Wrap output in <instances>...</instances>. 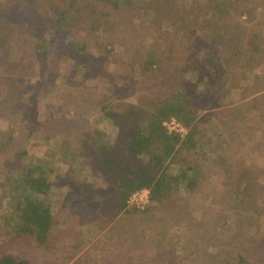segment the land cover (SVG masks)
<instances>
[{
  "label": "rangeland",
  "instance_id": "374dc122",
  "mask_svg": "<svg viewBox=\"0 0 264 264\" xmlns=\"http://www.w3.org/2000/svg\"><path fill=\"white\" fill-rule=\"evenodd\" d=\"M226 1H233L229 6L231 14L218 18L207 9L210 0H130L129 4L120 3L117 7L99 0H74L69 6L66 5L71 0H26L16 9L6 8V0H0V9L6 8L0 13V21L7 24L6 30L0 29L3 35L0 40V254L29 259L31 264H66L68 257L79 252L69 244L57 243L56 228L45 245L38 244L34 236L23 231L27 206L22 189L25 186L27 194L49 208L57 221L63 213L59 207L66 206L64 201L73 195L72 190L83 192L85 184L93 190L95 186L107 188L111 170L101 166L94 151L83 153L89 160L82 169H76V160L66 161L64 146L76 147L79 139L95 134V130L106 133V147L124 165L135 164L127 151V140L118 137L120 122L104 116L100 110L105 97L114 94L121 105L137 100L144 103L155 96L167 95L172 86H180L182 83L176 77L180 76L185 83L191 80L202 83L212 76L218 82L225 78L222 76L225 70L234 71L235 78L228 74L225 85L217 88L210 105L205 103L196 111L197 127L193 134L196 147L178 148L164 161L172 173L189 174L188 166L197 165L204 178L194 190L174 191L175 200L169 210L159 207L152 215L143 214L145 205L143 209L134 207L138 209L135 213L123 212L116 221L103 218L100 225L105 235L104 244L98 245L100 251L110 253L111 244L117 248L114 252L126 251L127 245L130 255L124 256L119 251L118 256L89 257L96 260L95 264H108L111 258L112 264H153L148 259L153 256L158 238L170 241L175 247L176 264H206L207 257L218 252L220 247L213 246V240L197 236L198 232L209 229L210 222H220L217 233L225 242L230 234L227 228L234 224L232 215H225L226 198L221 201L228 191V180L218 160L224 157L225 161L233 162L235 170L242 173L241 180L236 181L246 183L245 186L260 182L261 178L255 177V166H264V0L243 3L253 12L251 21L239 13L240 2ZM51 6L68 10L65 15L72 23L70 28H75L73 36L85 38L81 42L73 37L77 46L85 43V56L62 46L66 35L72 33L67 31L70 23H58V14ZM186 30L190 31L188 36L177 35ZM41 37L48 44L37 48ZM141 42L147 46L158 42L164 54L170 50L175 58L173 62L163 61L166 70L157 79L142 73L138 67L135 48ZM254 44L260 51L251 52ZM105 46L112 49L110 53L105 52ZM237 51L243 52L242 58L236 56ZM209 54L214 55L219 66H225L223 71L220 68L214 73V66L204 64ZM227 60L233 66L226 65ZM236 80L240 86L232 87L231 82ZM235 104L240 105L238 112L229 110ZM120 108L123 107L115 109ZM241 116L248 120L255 118L252 124L237 122ZM131 127L127 124L126 132ZM39 159L47 162L45 167L49 172L41 174L53 186L46 195L33 188L34 175L28 171L41 166ZM179 166L185 169L180 170ZM23 179L25 183L19 185ZM66 190L63 198L61 195ZM231 191L232 188L228 193ZM246 206L242 221L249 227L244 230L259 232L264 228L263 200L257 199V203ZM127 207L133 208L128 204ZM65 211V217L70 220L75 217L71 209ZM162 227L163 236L157 237L155 232ZM93 240H89L90 248L96 251ZM142 240L145 245L136 246ZM106 258L110 260L104 261Z\"/></svg>",
  "mask_w": 264,
  "mask_h": 264
},
{
  "label": "trees",
  "instance_id": "16d2710c",
  "mask_svg": "<svg viewBox=\"0 0 264 264\" xmlns=\"http://www.w3.org/2000/svg\"><path fill=\"white\" fill-rule=\"evenodd\" d=\"M25 1L26 0H6V8L9 6H13L12 8L14 9L22 7L21 5L24 4ZM71 1L72 2H69V4L67 3L66 6L73 5L74 0ZM99 1L103 3H111L115 7L119 6L120 3L129 4L130 2V0ZM166 1L170 2V0ZM236 1L240 2V6L242 7V10H240L239 13L245 14L246 19L251 21V15L253 12L251 8L246 6V4H243L247 0ZM210 2L211 4L207 6V9L216 15V17L223 18L224 16L231 14L229 6H231L233 1L210 0ZM6 8L3 10H6ZM0 10V13H2L3 10ZM51 10L55 14H58V23L63 25V22L65 21L69 25L70 19L67 14L65 15L66 12L68 13V10H60L58 8H54L53 6H51ZM6 25V23L0 21V29L2 31L6 30ZM71 25L72 23L67 26V31L68 33H72L66 35L65 42L62 46L65 47V49L72 48L74 50H78L85 56V54H87L85 51V43L77 46V42H74L73 37H76L81 42H84L85 38L81 35L77 36L76 34L73 36V29L75 28H70ZM90 28H93V24ZM77 32H81V29L77 28ZM189 33L190 31L186 30L177 35L182 34V36L186 37ZM2 39L3 35L0 34V40ZM47 44L48 43L45 38L41 37L37 41L36 47L42 48L47 46ZM258 47L259 46L257 44H254L251 52L260 51V48ZM104 49L107 53H110L112 50L111 48L108 49L106 46ZM135 49L138 57L137 61L139 69L144 74L153 75L152 77L154 79H157L159 74L161 75L163 73L162 71L166 70L165 67H163V61L170 60L173 62V59H175L171 57L172 52L170 50L167 51L168 54H164L165 51L158 42H151L149 46L144 45V42H141ZM242 53V51H237L236 56L242 58L244 55ZM232 63L233 62H229V60H227L226 65L233 66ZM204 64L214 66V73L220 68L221 70L225 69V66H219V64L216 63L214 55L212 54H209L208 57H206ZM240 68L244 69L243 66ZM228 74L233 75L232 79L236 76L234 71L225 72L224 70L222 76H225V78L221 79L223 81L220 80L215 82L214 77L210 76L202 83L192 82L193 80L185 83L179 78L180 76L178 78L176 77L177 81L182 83L180 86H172L167 95L155 96L152 99H148L144 103L137 100L134 103L123 102L121 105V101L119 100L120 102H118V100L114 97V94L105 97L100 103V110L104 116L116 122H120L118 137L127 140V151L131 158L135 160V164L129 163L124 165L121 158L106 147V133L97 132V130H95V134L90 133L86 135L84 139H79L76 147L65 145V155H67L66 161L70 163L77 161L78 168L76 169H82L89 160V156L86 154L83 156V153L85 151H94L98 154V160L101 166L105 169L111 170V177L107 180L109 186L106 185L108 187L104 190H102L103 187L97 188L98 186H95V190L90 189L89 184L83 185V192L81 191L82 189L72 190L73 195L67 197V202L64 201L66 203V207L71 209L75 215V217L73 216L72 218L74 220L77 218L76 221H84L85 223H90L100 227V222L103 218H107L108 221H116V219H118L117 216L119 217V215L123 212L132 213L133 210L135 213V211H138V209H135L134 207H127L126 204L128 196L138 189L147 188L149 190V201L147 202L144 209L145 211L143 212V214L149 215H152L153 210L159 207H167V210H169L171 208L170 203L175 200L173 193L177 189L183 188L188 192L194 190L200 183V180L204 178L203 172L199 167H197V165L188 166L189 174L182 172L172 173L169 171L168 167L164 165V161L178 148L184 147L186 149H191L196 147V141L193 138V134L195 133L194 129L197 127V123L195 122L197 117L196 111L199 107H204L205 103L210 105L209 103H211V99L213 98L217 88L225 85L224 81H226V77L229 76ZM188 78L192 79L191 77ZM198 85H203L204 87L200 89ZM231 86H240L239 80L231 82ZM252 99H257V97H253ZM144 100L145 99L143 98V101ZM250 102L252 101L250 100ZM245 104L247 106L248 102ZM120 106L123 108H120L121 110H116L117 107ZM239 107L240 105L235 104V106L231 107L229 110L238 112ZM231 116L235 115L233 114ZM171 117L175 118L176 121L186 128V132L184 134H180L175 131L168 132L163 122L165 119L168 120ZM254 118L255 117L248 120L246 116H241L240 118L237 117V122L252 124ZM129 123L132 126L131 130L126 132V125ZM78 150H80V153H77ZM218 161L220 163V169L225 172V179L228 180L226 183L228 191L232 188L230 193L225 191L226 193L224 197L221 198V201L226 198L224 200V204H226L225 206L228 207V210L225 215L227 217L232 215L234 224L231 228H227V231L230 232V234L226 236L228 240L225 242L223 232L226 231V229H224L221 233L223 237L221 240L217 233L220 222H210V224H208L209 229H205L197 233L198 237H203L202 239L206 240H213L214 243L212 245L220 247L217 253L210 254L211 256L207 257L206 264H264V228L259 230V232L256 231L255 233L248 229L251 233H246L244 229L249 227V225L245 224V221H242L244 218L243 211L246 209L247 204L253 205L257 203V199H261L263 200L264 205V166H255L257 173L255 177L259 176L261 178L260 182H250L247 186H245L246 183L239 184V182L236 181L241 180L242 173L235 170V164L233 162L225 161L224 157ZM38 162L42 167L39 166L36 170L29 169L28 171L30 174L34 175V178L32 179L33 188L46 195L47 192L52 190L53 186L51 181L47 180L41 173L46 171L49 172V169L45 167L47 166V162L41 159H39ZM179 169L181 170L185 168L183 166H179ZM245 170L254 169L245 168ZM24 183L25 180L23 179L22 183H19V185ZM232 184L233 187H231ZM22 190L26 196L24 202L27 206L25 224L22 229L29 235L34 236L38 244L45 245L47 244V237L51 232L53 214L51 210L45 207L37 198L33 197L31 194H27L25 186ZM80 195L83 196L82 199ZM86 196H89L88 199H86ZM106 214H108L107 217H105ZM216 219L217 217L215 220ZM66 220L71 221L69 217L66 218ZM159 229L160 230L155 232L157 233V237L158 235L163 236L164 228L162 227ZM142 241L144 242V240ZM143 242L137 244L136 246L145 245V242ZM70 246L77 249L78 245L72 244ZM153 247V256H149L148 259L151 263L176 264V261L178 260L175 252L176 249L175 247L173 248L170 241H166L164 239L160 240L158 238ZM125 248H127L126 251L118 250L114 252L113 249L117 248H114L111 244L109 256H118L119 251L122 255L124 254L125 256L128 253L126 256H129V246L125 245ZM209 257H211V259ZM73 258L74 256H70L67 261H70V259ZM106 260L109 261L110 259H104V261ZM95 261V259H91L89 256H78L69 264H95ZM111 261L112 258L110 262ZM128 261L127 257V263ZM110 262H108V264H112L113 261L111 263ZM0 264H31V261L29 259L16 258L10 254H0Z\"/></svg>",
  "mask_w": 264,
  "mask_h": 264
},
{
  "label": "crops",
  "instance_id": "0c3cea01",
  "mask_svg": "<svg viewBox=\"0 0 264 264\" xmlns=\"http://www.w3.org/2000/svg\"><path fill=\"white\" fill-rule=\"evenodd\" d=\"M68 190H66V192H64L61 196L63 198H66L65 196L67 195ZM59 209L61 210V212H63L61 214L60 217H58V220L54 222L52 221L51 224V232L50 235L47 237V242L49 240V237L52 235L53 233V229H57L58 232L56 234L57 236V243L61 244V245H65V244H77V250H79V252L76 255L73 256H109L108 252L106 253V250L100 251L101 247H99L98 245H103L104 243H102V239L104 237V231H102V227H97L93 224L90 223H85V222H81V221H67L66 218L68 216H64V213H66V209H68L66 206H60ZM64 216V218H63ZM93 234V236H91ZM104 234V235H103ZM94 237V238H93ZM71 239V240H69ZM93 240L94 245H96L97 250L96 251H92L93 249L90 248V241ZM90 240V241H89ZM105 251V253H104ZM60 256V255H59ZM74 259V258H73ZM73 259H70V261H67L66 264H69Z\"/></svg>",
  "mask_w": 264,
  "mask_h": 264
},
{
  "label": "built area",
  "instance_id": "2783aa9c",
  "mask_svg": "<svg viewBox=\"0 0 264 264\" xmlns=\"http://www.w3.org/2000/svg\"><path fill=\"white\" fill-rule=\"evenodd\" d=\"M163 124L167 127L169 132L175 131L180 134H183L184 132V127L173 117L169 118L167 121H164ZM148 201L149 190L147 188H141L132 192L126 199V203L128 205L139 209H143Z\"/></svg>",
  "mask_w": 264,
  "mask_h": 264
}]
</instances>
